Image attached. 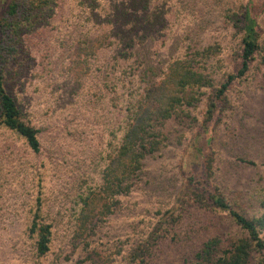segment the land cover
<instances>
[{"label": "rangeland", "instance_id": "rangeland-1", "mask_svg": "<svg viewBox=\"0 0 264 264\" xmlns=\"http://www.w3.org/2000/svg\"><path fill=\"white\" fill-rule=\"evenodd\" d=\"M244 1L148 0L152 7L174 10L166 29L154 28L140 38L142 46L149 47L147 56L154 66L165 67L167 60L195 47L196 32L205 30L211 42L222 37V31L239 18ZM129 3L55 0L43 19L48 26L25 36L21 82L13 91L39 130L40 151L32 152L17 134L0 130V264H117L118 250L126 249L130 242L127 233L132 237L133 232L150 229L165 218L173 230L161 238V250L153 248L148 264H190L208 240L218 239L219 246L226 247L230 237L242 235L224 211L196 214L193 208L179 209L187 175L197 164L194 151L186 147L197 129L192 128L195 120L188 119L166 123L161 148L145 162V176L134 191L112 206V214L95 222L75 245L66 236V230L75 225L73 213L78 211L79 195L100 182L98 172L119 137L118 125L124 115L118 114L121 100L117 103L114 99L115 68L110 67L117 41L109 37L107 44L112 45L91 58L90 70L81 76L69 68L73 45L78 39L113 31L114 20L119 19L115 16ZM203 7L208 15L201 24L199 11ZM225 12L227 21L220 16ZM258 18L264 30V14ZM138 71L136 63L128 67L122 71L123 81L138 83ZM207 152L205 158L212 159L216 178L235 207L246 216L258 215L264 194V165L260 163L264 161V38L251 74L228 90L222 120ZM244 157L256 164L240 162ZM39 191L41 197L46 196L47 204L41 209L57 229V237L50 252L37 258L26 227L33 213V197ZM91 239L94 241L85 250L84 241Z\"/></svg>", "mask_w": 264, "mask_h": 264}, {"label": "trees", "instance_id": "trees-1", "mask_svg": "<svg viewBox=\"0 0 264 264\" xmlns=\"http://www.w3.org/2000/svg\"><path fill=\"white\" fill-rule=\"evenodd\" d=\"M54 2L0 0V130L17 134L34 153L40 151L39 130L27 117L13 90L21 82L19 78L27 51L25 36L48 26L43 19L49 15ZM173 10L152 7L148 0H130L128 8L119 9L122 14L115 16L119 19L114 20L116 28L113 31L78 39L73 45L69 68L74 75L81 76L90 70L91 58L102 48L112 45L107 44L111 42L109 37L113 36L117 41L110 67L116 69L113 70L114 99L117 103L121 100L118 114L124 115L118 125L119 137L114 147L109 148L98 172L100 182L79 195L78 211L73 213L75 225L66 230V236L75 245L95 222L112 214V206L121 196L134 191L145 176V162L161 148L166 123L191 119L195 120L192 128L196 126L198 130L192 133L186 147L194 151L197 164L191 175H187L179 209L193 208L196 214L214 209L224 211L242 235L230 237L226 247L219 246L218 239L208 240L190 264H264V194L259 200V214L246 216L231 202L226 187L216 178L212 159L205 158L214 130L222 120L228 90L251 74L262 53L264 30L258 17L264 14V0H245L239 18L222 31V37L219 35L211 42L205 30L196 32L192 40L196 44L191 51L167 60L165 67H156L147 56L149 47L142 46L140 38L154 28L166 29ZM206 14L208 9H200L201 24L206 20ZM220 16L224 21L229 18L226 12ZM135 63L140 80L138 83L123 81L122 71ZM239 161L256 164L255 160L245 157ZM260 163L264 165L263 160ZM41 194L39 191L33 197L30 214L33 213L26 227L32 253L37 258L50 252L57 237V229L48 219L47 212L41 209L42 204H47L46 196L41 197ZM178 215L180 217V212ZM170 228L165 218L150 229L133 232L132 237L127 233L125 236L130 242L126 249L118 250L117 264H148L150 255L161 248L164 242L161 238L173 230ZM90 241L94 239L84 241L85 250L90 248ZM93 254L89 253V256Z\"/></svg>", "mask_w": 264, "mask_h": 264}]
</instances>
